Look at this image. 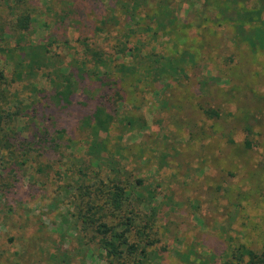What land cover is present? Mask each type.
<instances>
[{"label":"rangeland","instance_id":"1","mask_svg":"<svg viewBox=\"0 0 264 264\" xmlns=\"http://www.w3.org/2000/svg\"><path fill=\"white\" fill-rule=\"evenodd\" d=\"M168 1L178 20L157 33L154 53L180 59L186 77L140 88L133 80L127 81L120 93L126 100L116 105L113 126L100 135L107 152L94 160L85 156L83 138L90 136L89 131L80 132L77 126L91 107L81 103L79 109L66 112L53 98L54 89L45 73L14 82L13 61L7 53L0 55L8 95L7 103H0V112L21 114L9 125L10 132H15L22 151H29L23 165L8 167L7 178H1L4 173L0 177V182L5 180L0 202V264H121L107 257L91 235L78 236L77 213L88 200L83 189L71 197L73 186L88 183H76L78 174L72 178L78 167L105 183L119 177L126 190L132 189L128 184L136 178L142 180L121 212L108 209L103 219L117 224L130 216L140 222L138 212L147 220L154 209L150 237L133 235L140 244L153 242L154 264H216L232 244L264 247V44L255 50L245 42H234L228 24L202 19V0ZM97 2L98 9L88 11L86 0H37L31 5L37 15L26 37L32 43H47L53 65L84 61L83 42L97 39L103 46L113 44L96 28L103 16L113 14V6L123 4V0ZM252 3L247 1L248 6ZM74 8L79 13L71 15L72 21L66 20ZM120 8V18L131 14ZM10 15L5 5L0 6V23L11 20ZM146 23L137 18L134 36L143 32L144 40L153 38L148 34L156 27L151 23L146 28ZM116 35L112 29L111 37ZM112 80L103 83L116 97ZM188 80H195L196 88L184 87ZM214 86L220 100L212 107L220 118L205 117L195 123L196 132H187L186 124L195 120L184 115L185 107L184 116L180 114L183 102H196L200 96L208 99ZM102 88L96 83L87 86L86 92ZM142 92L145 96L141 98ZM69 115L76 123L66 121ZM129 117L133 125L127 123ZM246 124L252 129L251 152L243 147ZM228 136L234 140V153L225 163L220 150L231 145ZM137 192L145 204L150 196L154 200L139 204ZM90 197L95 211L99 202Z\"/></svg>","mask_w":264,"mask_h":264},{"label":"trees","instance_id":"2","mask_svg":"<svg viewBox=\"0 0 264 264\" xmlns=\"http://www.w3.org/2000/svg\"><path fill=\"white\" fill-rule=\"evenodd\" d=\"M35 1L37 0H0V6L5 5L11 14V20H4L0 23V55L7 53V58L13 61L12 81L14 82L35 79L40 71L42 74L45 73L54 89L53 98L66 108V112L79 109L81 103L91 107V111L87 112V116H84L77 126L80 132L87 133L89 131L90 136L85 135L83 138L86 148L85 156L89 160H94L107 152L106 142L100 135L107 133L113 126L118 110L116 105H122L126 100V97L120 93L124 91L123 85L127 81L133 80L140 88L141 85L162 84L166 79L175 80L186 77L180 59L172 54L158 56L154 53L157 51V40L155 39L157 33L176 25L178 15L175 13V7L168 0H123L121 6H113V14L110 12L102 17L98 22L101 26L96 28L97 33H100L106 40L110 37L109 40H113V44L103 46L97 39L83 42V51L86 56L84 61L66 62V65L63 62L57 66L50 61L53 55L47 48V43H32L26 37V33L31 31V24L37 15L31 9V5ZM86 1L88 11L98 9L97 0ZM247 1L202 0L199 14L203 20L228 24L234 42H245L250 48L256 50L259 45L264 44V0H253L250 6L247 5ZM120 7L131 14L120 18V15H117L121 11ZM78 13L79 9H72L66 15V20L73 19L71 15ZM137 18L147 22L146 28H150L151 23L154 24L156 29L151 34H148L149 31L145 33L153 38L144 40L147 36L141 34L143 32L134 36V32L137 31L134 22ZM112 29H116L118 36L111 37ZM11 41L14 46H10ZM45 69L48 71L44 72ZM254 73L255 71H252L250 75ZM112 77L115 79L112 80ZM5 80V73L0 68V103L6 104L8 95L3 88ZM107 80L113 81L116 97L114 94L108 93L110 87L103 83ZM96 83H100L101 88L105 85L107 87L87 94L86 87ZM184 87L196 88L195 80H188ZM143 96H145L144 92L139 94V97ZM207 97L200 96L196 102L192 100L183 102L180 114L184 113L187 117L195 120L194 123L186 124L184 130L187 132L194 133L195 123L205 117L213 119V121L220 118V112L212 107L213 103L220 100L218 87L214 86L208 99ZM183 108L184 112L182 113ZM19 115L21 114L17 110L0 112V177L4 173L1 178H7L6 169L8 167L18 169L17 167L24 163L23 157L25 162L28 159L29 151H22L20 140L14 139L15 132H10L9 125ZM68 120L76 123L72 115H69L66 121ZM126 120L129 125L134 124L132 117L126 118ZM243 131L245 132L243 147L246 151L251 152L253 147V141L250 138L251 126L246 124ZM62 133L63 131H59L60 135ZM233 142L234 140L228 136V143L231 145H226L227 147L220 150V159L225 163L231 161L234 153ZM20 157L22 158L19 159ZM65 170H68V167L62 169L64 172ZM14 174L12 179L16 178ZM76 174H78L76 183L88 181L87 185L76 184L73 186L74 192L71 196L76 198L78 189H83L84 194L88 195L87 203H83L77 213L79 218L78 236L80 234L91 235L94 243L106 253L107 257L121 261V264H154L151 261L153 257H156V253L150 246L153 242L140 244L135 240L137 236L139 238L150 237L155 215L154 209L148 215L152 218H147V220H144L141 217L143 214L138 212L137 218L140 222L130 216L124 222L117 224H110L103 219L107 217L108 209L111 212H121L123 206L130 200L132 193L135 194L134 189L142 186V180L136 178L134 183L128 184L132 189L126 190L124 186L120 185L119 177L109 178L105 183L104 179L90 178L87 172H83L82 167L73 171L72 178ZM116 174L119 176V173ZM4 181L0 182V202L3 196ZM136 194L137 197H140L139 204L149 205L150 200H154V197L150 196V200H146L145 204L141 198L142 194L138 192ZM90 196L99 202L95 211L93 204L89 202V199H92ZM100 211L102 213L99 214ZM219 257V262L215 261L216 264H264V247L255 248L244 243H235L225 248ZM199 264L207 263L199 262Z\"/></svg>","mask_w":264,"mask_h":264}]
</instances>
